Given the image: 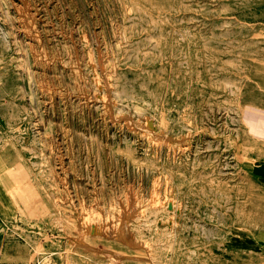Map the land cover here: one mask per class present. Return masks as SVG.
<instances>
[{"label":"rangeland","instance_id":"1","mask_svg":"<svg viewBox=\"0 0 264 264\" xmlns=\"http://www.w3.org/2000/svg\"><path fill=\"white\" fill-rule=\"evenodd\" d=\"M263 159L264 0H0V264H264Z\"/></svg>","mask_w":264,"mask_h":264},{"label":"crops","instance_id":"2","mask_svg":"<svg viewBox=\"0 0 264 264\" xmlns=\"http://www.w3.org/2000/svg\"><path fill=\"white\" fill-rule=\"evenodd\" d=\"M256 168H258V170H261V173L263 174V177L260 178V180L262 184L264 185V159L259 161V164L257 165ZM250 172L253 173L254 172L253 169H251Z\"/></svg>","mask_w":264,"mask_h":264},{"label":"bare ground","instance_id":"3","mask_svg":"<svg viewBox=\"0 0 264 264\" xmlns=\"http://www.w3.org/2000/svg\"><path fill=\"white\" fill-rule=\"evenodd\" d=\"M258 200V199H257ZM256 200V201H257ZM262 200V199H261ZM257 203V202H256ZM259 203V202H258ZM257 203V204H258ZM259 205V204H258ZM256 211V210H255ZM258 211V210H257ZM261 212V211H260ZM264 212V211H263ZM261 217H263V216H261ZM263 219V218H262ZM111 225V224H110ZM94 227V226H93ZM95 228V227H94ZM97 229H98V227H97ZM94 232H95V229H94ZM98 232H100L99 230H98ZM93 233V232H92ZM102 233V232H101ZM81 234V233H80ZM110 234V233H109ZM102 235V234H101ZM107 238V237H106ZM115 241V240H114ZM128 248V247H127ZM262 255V254H261ZM259 256V255H258ZM248 257V256H247ZM251 257V256H250ZM262 260V259H261ZM249 264H251V262L249 263Z\"/></svg>","mask_w":264,"mask_h":264}]
</instances>
